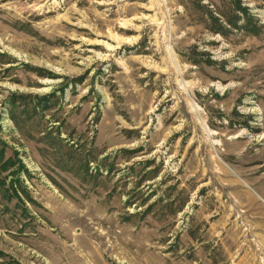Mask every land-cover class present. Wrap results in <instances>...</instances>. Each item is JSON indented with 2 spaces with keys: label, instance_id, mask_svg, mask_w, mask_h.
I'll list each match as a JSON object with an SVG mask.
<instances>
[{
  "label": "rangeland",
  "instance_id": "1",
  "mask_svg": "<svg viewBox=\"0 0 264 264\" xmlns=\"http://www.w3.org/2000/svg\"><path fill=\"white\" fill-rule=\"evenodd\" d=\"M0 141V264H264V0H0Z\"/></svg>",
  "mask_w": 264,
  "mask_h": 264
},
{
  "label": "trees",
  "instance_id": "2",
  "mask_svg": "<svg viewBox=\"0 0 264 264\" xmlns=\"http://www.w3.org/2000/svg\"><path fill=\"white\" fill-rule=\"evenodd\" d=\"M0 143H1V141H0ZM4 150H5V148L4 147H2L1 148V152L3 153L4 152ZM12 158H9L8 160H6V162H4V164L2 165V166H4V168H6L7 169V167H8V165H14V162L12 163V160H11ZM7 166V167H6ZM14 185V184H13Z\"/></svg>",
  "mask_w": 264,
  "mask_h": 264
}]
</instances>
